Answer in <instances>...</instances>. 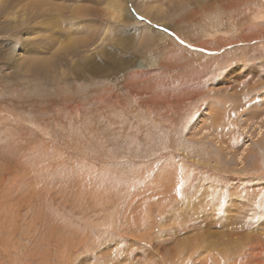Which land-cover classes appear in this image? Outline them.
Here are the masks:
<instances>
[{
    "label": "rangeland",
    "instance_id": "obj_1",
    "mask_svg": "<svg viewBox=\"0 0 264 264\" xmlns=\"http://www.w3.org/2000/svg\"><path fill=\"white\" fill-rule=\"evenodd\" d=\"M11 1L0 264H264V112L247 117L264 99V0H26L6 18ZM28 58H48L55 82ZM217 118L248 132L217 147Z\"/></svg>",
    "mask_w": 264,
    "mask_h": 264
},
{
    "label": "bare ground",
    "instance_id": "obj_2",
    "mask_svg": "<svg viewBox=\"0 0 264 264\" xmlns=\"http://www.w3.org/2000/svg\"><path fill=\"white\" fill-rule=\"evenodd\" d=\"M22 1H26V0H12L11 1V5H9V6H6V13L5 14H3L6 18L8 17V16H12L14 13L12 12V10L14 9V8H17L19 5H20V3H22ZM24 3V2H23ZM43 4H44V2H43ZM43 4L41 5V4H39V5H41V6H43ZM37 5H32V7H31V11H38L37 12V15L33 18V19H30V21L31 22H33V27H32V30H34V31H36V30H41V33H42V31L45 29V28H47L49 25H47L46 24V22H47V18H46V21H43V19L46 17V15L44 14V12H43V8H39L38 9V7H36ZM237 7V6H236ZM207 8H209V6H207ZM212 8V7H211ZM232 8V5H229V6H227V9H225V10H227V11H230V9ZM47 9V8H46ZM50 11V10H49ZM13 13V14H12ZM225 14V13H224ZM88 15V10L86 9V8H83L82 10H81V14L79 15V16H77L76 17V19H78V18H81V17H84V16H87ZM230 17H231V15H229ZM232 17H234V15H232ZM42 18V19H41ZM41 19V20H40ZM53 19V18H52ZM51 20V19H50ZM55 20V19H54ZM74 20V19H73ZM233 20V19H232ZM49 21V20H48ZM52 21V20H51ZM58 21V20H57ZM62 20H60L59 22H61ZM60 24V23H59ZM47 25V26H46ZM52 25H53V23H52ZM54 27V26H53ZM52 28V27H51ZM48 29V28H47ZM233 29V28H232ZM61 30V29H60ZM32 31H29V33H31ZM44 32V31H43ZM52 32V31H51ZM32 34V33H31ZM51 34V33H50ZM55 38V37H54ZM55 40V39H54ZM54 40H52V41H54ZM57 40V39H56ZM45 42V41H44ZM50 43V42H49ZM52 43H56V41H54V42H51V44ZM89 41L88 40H84L83 41V45H84V48H87L88 46H89ZM40 44V43H39ZM42 44V43H41ZM30 45H32V44H30ZM29 45V46H30ZM36 45V44H35ZM35 45H33L34 46V48L36 47ZM33 48V49H34ZM52 48V47H51ZM48 49V48H47ZM35 54H38V51L36 50L35 52H34ZM34 54V55H35ZM71 55L72 56H74V57H76V56H78V53H76V52H72L71 53ZM247 55V54H246ZM68 56V55H67ZM248 56V55H247ZM247 56H246V58H247ZM81 57V56H80ZM240 58V57H239ZM246 58H244V59H246ZM48 58H42V59H31V58H28V60H25L27 63L25 64V66H24V68H26V72L27 73H30V74H33V75H35L36 77H38V78H40V79H47V78H49L50 79V83L52 82H55V80H56V75H55V73H56V69L55 68H53V66L49 63V60H47ZM85 60H87V62H89V60L88 59H86L85 58ZM239 60V59H238ZM80 61H82V60H80ZM79 61V62H80ZM241 61V60H240ZM244 61V60H243ZM83 62V61H82ZM245 63L246 62H243V64L245 65ZM74 64V63H73ZM220 65V64H219ZM73 66V65H72ZM86 66H89V63L86 65ZM259 66V65H258ZM84 67V66H83ZM90 67V66H89ZM212 67V66H211ZM232 67V66H231ZM256 67V66H255ZM85 68V67H84ZM214 68V67H213ZM218 68H219V66H218ZM217 68V69H218ZM217 69H216V71H217ZM226 69V68H225ZM223 70V69H222ZM221 70V71H222ZM70 71V70H69ZM71 71H72V73H75V76H76V78H74V79H79V78H81L80 77V74L78 73V67H73L72 69H71ZM221 71H220V74H221ZM213 73L215 72V70H213L212 71ZM234 72H236V71H232L231 73H234ZM238 72L239 71H237V74L236 75H230V76H227V79L228 80H226V81H230V80H232V79H234L235 78V76H236V78H237V75H238ZM71 73V72H70ZM99 73V72H98ZM216 73V72H215ZM83 74V73H82ZM219 74V75H220ZM230 74V73H229ZM100 75H102V76H104V74L101 72L100 73ZM217 75V74H216ZM219 75H217V76H219ZM60 76V75H59ZM62 76V75H61ZM60 78V77H59ZM63 78L65 79V80H68V79H70L71 77H67V76H64L63 75ZM238 80H239V76H238V78H237ZM71 80V79H70ZM69 80V81H70ZM68 81V82H69ZM231 82V81H230ZM229 82V83H230ZM91 83V82H90ZM210 83V82H209ZM56 84H57V82H56ZM205 84V83H204ZM68 85H69V83H68ZM91 85H93V84H91ZM207 85V84H206ZM71 86V85H70ZM225 87V86H224ZM257 87V86H256ZM258 87H261V85L260 86H258ZM62 88V87H61ZM207 89H208V87H206ZM253 88H254V90H256L255 89V86H252V90H253ZM223 89H225V88H223ZM258 89V88H257ZM261 89V88H260ZM205 90V89H204ZM209 90V89H208ZM211 90V89H210ZM249 90H251V89H249ZM97 91H98V89L96 88V86H95V88H94V90H93V93L94 92H96L97 93ZM154 91V90H153ZM209 92V91H208ZM248 92V91H247ZM246 92V93H247ZM256 92V91H255ZM202 93V92H201ZM214 93V92H213ZM252 93V92H251ZM95 94V93H94ZM205 94V93H204ZM207 94V93H206ZM254 94V93H253ZM256 94V93H255ZM171 95V94H170ZM210 95H211V93H210ZM252 95V94H251ZM99 96V95H98ZM209 96V95H208ZM208 96H206V97H208ZM234 96V95H233ZM105 98V97H104ZM264 98V97H263ZM262 98V99H263ZM75 99V98H74ZM77 99V98H76ZM251 99H253V98H251ZM219 100V99H218ZM254 100V99H253ZM58 101V100H57ZM63 101V100H62ZM80 101V100H79ZM63 102H67V101H63ZM75 102V101H74ZM163 102V101H162ZM220 102H221V100H220ZM255 102H257V101H255ZM254 102V103H255ZM262 103H261V106L260 105H258V103H256V104H250L251 106L249 107V109H247V114H248V116H247V114H246V116L249 118V119H251V120H255V119H259L260 118V116H261V114L264 112V99H263V101H261ZM60 103V102H59ZM65 104V103H64ZM19 105V104H18ZM66 105V104H65ZM64 105V106H65ZM211 106V105H210ZM209 107V106H208ZM213 108V107H212ZM216 109V108H215ZM232 109V108H231ZM261 109V110H260ZM66 110V109H65ZM217 110V109H216ZM215 110V111H216ZM212 112V111H211ZM222 112V111H221ZM246 113V112H245ZM214 114V113H213ZM209 115H211V114H209ZM215 116V115H214ZM216 117V116H215ZM231 117H232V115H231ZM230 117V118H231ZM224 118H226L225 117V115H224ZM234 118V117H233ZM208 120V119H207ZM215 120V119H214ZM224 121L223 122H221V120L220 119H216L215 120V122H213V124H215L214 126L215 127H217V129H216V131L218 130V129H222V128H227L228 130H226L225 129V131L227 132V134L226 135H223L218 141L216 140H214V142H216V144H217V147H228V148H230V147H234L235 145H234V141H236L237 139H235V137L237 136H241L242 135V132L240 133L239 131H238V128H243V131L244 132H248V128H249V124H248V121L247 120H242V119H240V121L239 120H237V121H234V119H232L233 121H232V124H230L229 123V121H227L226 119H223ZM125 125V124H124ZM233 125V126H232ZM240 125V126H239ZM260 125V124H259ZM212 126V125H211ZM243 126H245V127H243ZM213 127V126H212ZM214 127V128H215ZM213 128V129H214ZM232 128H235V130H233ZM212 129V128H211ZM210 129V130H211ZM259 129L260 130H262V126L260 125V127H259ZM237 130V131H236ZM225 132V133H226ZM219 133V132H218ZM260 134V133H259ZM196 135V134H195ZM220 135H221V133H220ZM219 137V136H218ZM217 137V138H218ZM215 138V137H214ZM212 139V138H211ZM222 139V140H221ZM228 141H229V143H228ZM131 142V141H130ZM240 158V160L242 161V160H245V159H242L241 157H239ZM149 161V160H148ZM165 178V177H164ZM180 190V189H179ZM181 190H182V188H181ZM180 190V191H181ZM259 192V191H258ZM179 195L181 196L182 194H180L179 193ZM178 196V198H179V200H180V202L182 203V204H185V203H190V202H192V200L194 199V197H195V194H193V195H191V196ZM245 197H246V195H245ZM176 202V201H175ZM200 202H202V201H200ZM193 203H195V202H193ZM191 204V203H190ZM212 204V203H211ZM206 205V204H205ZM231 205V204H230ZM251 207V206H250ZM231 210V209H230ZM216 211V210H215ZM239 215V214H238ZM239 216H241V214L239 215ZM242 217V216H241ZM165 218V217H164ZM235 218L236 217H234L233 219L234 220H232L233 222L235 221ZM237 219V218H236ZM240 219V218H239ZM236 223V222H235ZM231 224H233V223H231ZM240 224V223H239ZM188 226H190V225H188L187 224V227ZM200 227V226H199ZM236 226H234V228H235ZM235 229H237V228H235ZM234 229V230H235ZM198 230V229H197ZM196 231V230H195ZM200 233H202V232H200ZM238 240V239H237ZM173 261V260H172Z\"/></svg>",
    "mask_w": 264,
    "mask_h": 264
},
{
    "label": "snow or ice",
    "instance_id": "obj_3",
    "mask_svg": "<svg viewBox=\"0 0 264 264\" xmlns=\"http://www.w3.org/2000/svg\"><path fill=\"white\" fill-rule=\"evenodd\" d=\"M183 43V42H182Z\"/></svg>",
    "mask_w": 264,
    "mask_h": 264
}]
</instances>
